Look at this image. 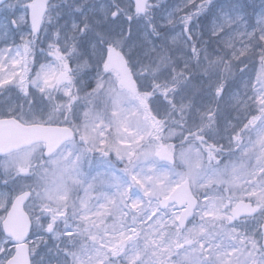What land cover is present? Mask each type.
<instances>
[{
	"label": "snow or ice",
	"instance_id": "obj_1",
	"mask_svg": "<svg viewBox=\"0 0 264 264\" xmlns=\"http://www.w3.org/2000/svg\"><path fill=\"white\" fill-rule=\"evenodd\" d=\"M0 264H264V0H0Z\"/></svg>",
	"mask_w": 264,
	"mask_h": 264
},
{
	"label": "rangeland",
	"instance_id": "obj_2",
	"mask_svg": "<svg viewBox=\"0 0 264 264\" xmlns=\"http://www.w3.org/2000/svg\"><path fill=\"white\" fill-rule=\"evenodd\" d=\"M172 2H173V0H169V3H172ZM257 3H259V0H257ZM117 167H122V165H120V164L118 163V164H117ZM85 170H86V171L89 170L88 167H87V165H85ZM92 174L95 175V171H94V170H92Z\"/></svg>",
	"mask_w": 264,
	"mask_h": 264
}]
</instances>
